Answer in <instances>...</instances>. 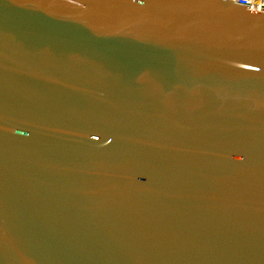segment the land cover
Here are the masks:
<instances>
[{
    "label": "water",
    "instance_id": "1",
    "mask_svg": "<svg viewBox=\"0 0 264 264\" xmlns=\"http://www.w3.org/2000/svg\"><path fill=\"white\" fill-rule=\"evenodd\" d=\"M0 264H264V9L0 0Z\"/></svg>",
    "mask_w": 264,
    "mask_h": 264
},
{
    "label": "built area",
    "instance_id": "2",
    "mask_svg": "<svg viewBox=\"0 0 264 264\" xmlns=\"http://www.w3.org/2000/svg\"><path fill=\"white\" fill-rule=\"evenodd\" d=\"M232 1L233 3H236V4L264 9V0H232Z\"/></svg>",
    "mask_w": 264,
    "mask_h": 264
}]
</instances>
